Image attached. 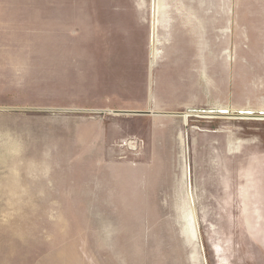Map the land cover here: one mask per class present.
Segmentation results:
<instances>
[{
    "label": "rangeland",
    "instance_id": "374dc122",
    "mask_svg": "<svg viewBox=\"0 0 264 264\" xmlns=\"http://www.w3.org/2000/svg\"><path fill=\"white\" fill-rule=\"evenodd\" d=\"M11 3L0 264H264V0Z\"/></svg>",
    "mask_w": 264,
    "mask_h": 264
},
{
    "label": "crops",
    "instance_id": "0c3cea01",
    "mask_svg": "<svg viewBox=\"0 0 264 264\" xmlns=\"http://www.w3.org/2000/svg\"><path fill=\"white\" fill-rule=\"evenodd\" d=\"M11 1L16 0H0V32H35L37 30L49 32L53 30L52 27L57 22H54L53 19V9H44V12L40 11L38 13L36 8H19L15 3L12 4ZM38 25L44 27H40L39 29ZM25 58L23 63L30 64L32 62L30 60L32 57L29 55ZM53 59L52 54L46 55L45 57V71L46 74H50L51 76L53 73ZM55 62L61 64V58Z\"/></svg>",
    "mask_w": 264,
    "mask_h": 264
},
{
    "label": "bare ground",
    "instance_id": "6f19581e",
    "mask_svg": "<svg viewBox=\"0 0 264 264\" xmlns=\"http://www.w3.org/2000/svg\"><path fill=\"white\" fill-rule=\"evenodd\" d=\"M162 10H163L162 7H159V5L156 4V2H155L154 7H153V15H152V17H153V20H152V28H153L154 36L156 35V29H157V26H158L159 21H160L159 14L162 13L161 12ZM162 15H164V13H162L161 16ZM197 24H198L197 26H199V28H202L201 27V24H202L201 21L200 22H197ZM160 54L161 53L158 52V51H153L152 52V68L155 67L154 66L155 65V62H156L155 60L159 57ZM151 100H153V99H151ZM112 113H114V111ZM189 226H190L191 229L193 228L191 222H189Z\"/></svg>",
    "mask_w": 264,
    "mask_h": 264
},
{
    "label": "built area",
    "instance_id": "2783aa9c",
    "mask_svg": "<svg viewBox=\"0 0 264 264\" xmlns=\"http://www.w3.org/2000/svg\"><path fill=\"white\" fill-rule=\"evenodd\" d=\"M219 114L228 115L229 111H222ZM238 114H240L239 117H243V118H254V117L263 118L264 117V112L256 114L253 111H249V110L248 111L239 112Z\"/></svg>",
    "mask_w": 264,
    "mask_h": 264
}]
</instances>
